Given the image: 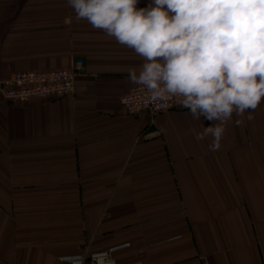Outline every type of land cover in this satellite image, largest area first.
I'll return each instance as SVG.
<instances>
[{"label":"crops","instance_id":"1","mask_svg":"<svg viewBox=\"0 0 264 264\" xmlns=\"http://www.w3.org/2000/svg\"><path fill=\"white\" fill-rule=\"evenodd\" d=\"M76 59L72 95L5 98L11 74ZM142 63L67 0H0V264H264V101L209 151L187 108L124 113Z\"/></svg>","mask_w":264,"mask_h":264},{"label":"clouds","instance_id":"2","mask_svg":"<svg viewBox=\"0 0 264 264\" xmlns=\"http://www.w3.org/2000/svg\"><path fill=\"white\" fill-rule=\"evenodd\" d=\"M67 0L77 20L129 48L143 63L128 82L148 102L175 99L194 120L213 123L195 133L211 136L218 151L233 115L264 101V0ZM239 122V121H238ZM107 264H112L108 261Z\"/></svg>","mask_w":264,"mask_h":264},{"label":"built area","instance_id":"3","mask_svg":"<svg viewBox=\"0 0 264 264\" xmlns=\"http://www.w3.org/2000/svg\"><path fill=\"white\" fill-rule=\"evenodd\" d=\"M86 72L83 59H76L66 68L20 71L10 75L1 82L6 99L16 102H25L31 97H39L47 100H58L72 95L75 88V80ZM148 94L145 89L133 86L121 99V105L126 115L137 117L143 113L158 115L174 108L180 104L175 99L166 103L153 104L148 102ZM74 264H85L81 258L68 259ZM115 263L109 251L92 253L87 259V264Z\"/></svg>","mask_w":264,"mask_h":264}]
</instances>
